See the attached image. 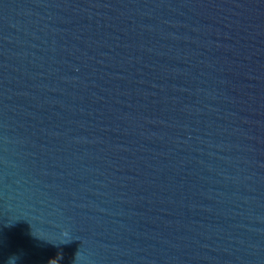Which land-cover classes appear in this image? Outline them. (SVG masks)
<instances>
[{
    "label": "water",
    "instance_id": "obj_1",
    "mask_svg": "<svg viewBox=\"0 0 264 264\" xmlns=\"http://www.w3.org/2000/svg\"><path fill=\"white\" fill-rule=\"evenodd\" d=\"M0 264H264V0H0Z\"/></svg>",
    "mask_w": 264,
    "mask_h": 264
}]
</instances>
